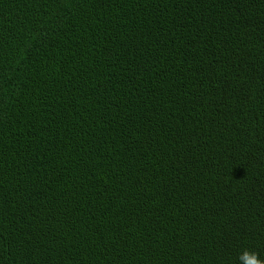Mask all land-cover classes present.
Masks as SVG:
<instances>
[{"label": "trees", "instance_id": "16d2710c", "mask_svg": "<svg viewBox=\"0 0 264 264\" xmlns=\"http://www.w3.org/2000/svg\"><path fill=\"white\" fill-rule=\"evenodd\" d=\"M264 259V0H0V264Z\"/></svg>", "mask_w": 264, "mask_h": 264}, {"label": "clouds", "instance_id": "9594fccd", "mask_svg": "<svg viewBox=\"0 0 264 264\" xmlns=\"http://www.w3.org/2000/svg\"><path fill=\"white\" fill-rule=\"evenodd\" d=\"M238 264H264V259L260 258L259 253L244 248L237 256Z\"/></svg>", "mask_w": 264, "mask_h": 264}]
</instances>
